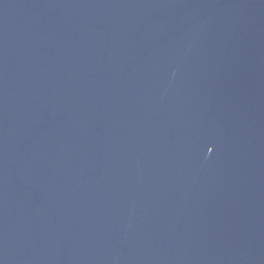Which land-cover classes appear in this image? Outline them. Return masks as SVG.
<instances>
[{
  "label": "water",
  "instance_id": "water-1",
  "mask_svg": "<svg viewBox=\"0 0 264 264\" xmlns=\"http://www.w3.org/2000/svg\"><path fill=\"white\" fill-rule=\"evenodd\" d=\"M0 264H264V0H0Z\"/></svg>",
  "mask_w": 264,
  "mask_h": 264
}]
</instances>
